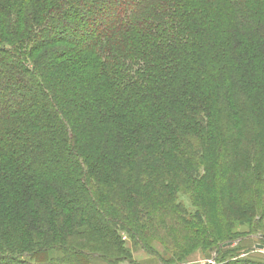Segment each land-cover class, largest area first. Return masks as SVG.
<instances>
[{
    "label": "trees",
    "instance_id": "trees-1",
    "mask_svg": "<svg viewBox=\"0 0 264 264\" xmlns=\"http://www.w3.org/2000/svg\"><path fill=\"white\" fill-rule=\"evenodd\" d=\"M254 220L264 241V0H0V264L131 262L122 234L156 230L180 264Z\"/></svg>",
    "mask_w": 264,
    "mask_h": 264
},
{
    "label": "rangeland",
    "instance_id": "rangeland-1",
    "mask_svg": "<svg viewBox=\"0 0 264 264\" xmlns=\"http://www.w3.org/2000/svg\"><path fill=\"white\" fill-rule=\"evenodd\" d=\"M99 9L94 6L93 11L96 12ZM62 31L66 34H69L74 39L85 38L84 36H88L90 31L85 28H76L74 26H70V24L66 23L62 26ZM68 48H72V46H66ZM64 48V47H59ZM63 50V49H62ZM65 53L66 51L63 50ZM64 56V55H62ZM73 57H67L63 59V62L70 61ZM70 64V62H69ZM59 85H61L59 83ZM64 88V87H63ZM67 89V88H66ZM70 121V120H69ZM71 122V121H70ZM72 123V122H71ZM74 123V122H73ZM72 123V124H73ZM75 124V123H74ZM73 124L74 132L76 137L79 136V131L76 125ZM86 127H90V124H87ZM87 132V130H86ZM183 207L187 208L185 215L187 218H192L190 214L194 213V208L192 206V202L187 198H183ZM240 211V208L237 204L232 205L230 207V212L237 215ZM157 222V219H156ZM158 224V223H157ZM158 226H160L158 224ZM257 226L258 222L254 220L251 224L246 225H238L232 226L234 230V236L239 238V242L236 241L234 244L230 245L227 250L221 251V249L217 248L215 245H209V242L212 240H206V235L203 233V229L199 232L197 228L194 227V224L191 223L188 227L180 226L177 228L175 232H169L160 230V233H174L176 236L188 238L192 232H199L201 235L196 234L193 239V242L189 239L180 240L177 244L182 247L183 253H187V257L181 262L182 264H222L228 262L227 260L233 259H241V260H250L255 262H264V249L260 250V246H264V241L261 237L257 236ZM1 227V224H0ZM168 230V228H167ZM159 231H155L154 237L148 239V243L151 246L150 250L145 249L143 245H136L126 233H123V240L126 242L130 255H132L131 262L126 260L120 264H147L148 262H154V264H162L164 262L170 263L173 259V254L175 253L176 246L172 247L171 245H166L169 249L166 248L163 244H161L155 236H159ZM202 236V239L200 237ZM205 243V244H204ZM174 245V244H172ZM259 246V247H258ZM226 255V256H224ZM176 259V258H175ZM178 259L174 261L173 264L176 263ZM221 260H223L221 262ZM225 261V262H224ZM221 262V263H219ZM180 263V264H181ZM92 264H107L101 258H96L95 262ZM171 264V263H170Z\"/></svg>",
    "mask_w": 264,
    "mask_h": 264
},
{
    "label": "water",
    "instance_id": "water-1",
    "mask_svg": "<svg viewBox=\"0 0 264 264\" xmlns=\"http://www.w3.org/2000/svg\"><path fill=\"white\" fill-rule=\"evenodd\" d=\"M258 247H259V246H258ZM259 248H260V250H263V249H264V246H260Z\"/></svg>",
    "mask_w": 264,
    "mask_h": 264
},
{
    "label": "crops",
    "instance_id": "crops-1",
    "mask_svg": "<svg viewBox=\"0 0 264 264\" xmlns=\"http://www.w3.org/2000/svg\"><path fill=\"white\" fill-rule=\"evenodd\" d=\"M147 264H154V262H148ZM158 264H160V263H158Z\"/></svg>",
    "mask_w": 264,
    "mask_h": 264
}]
</instances>
